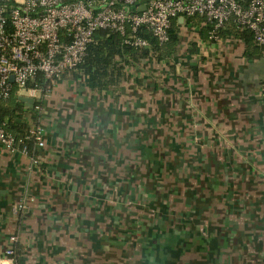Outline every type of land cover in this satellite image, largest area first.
Masks as SVG:
<instances>
[{"label": "crops", "instance_id": "crops-1", "mask_svg": "<svg viewBox=\"0 0 264 264\" xmlns=\"http://www.w3.org/2000/svg\"><path fill=\"white\" fill-rule=\"evenodd\" d=\"M191 21L170 68L65 73L39 110L14 93L45 144L36 164L0 147V257L16 233L25 264H264V49Z\"/></svg>", "mask_w": 264, "mask_h": 264}, {"label": "built area", "instance_id": "built-area-1", "mask_svg": "<svg viewBox=\"0 0 264 264\" xmlns=\"http://www.w3.org/2000/svg\"><path fill=\"white\" fill-rule=\"evenodd\" d=\"M195 17L213 41H220L221 31L232 24L248 31L254 44L264 45V0H0V102L20 91L34 99L32 110H39L42 96L63 74L80 72L78 65L99 29L115 31L125 44L142 49L149 46L142 31L163 44L173 23L191 27ZM44 144L40 123L27 126L23 135L0 126V147L33 164ZM24 207L20 201L12 209L19 213ZM17 240L16 233L8 237L0 262L14 264Z\"/></svg>", "mask_w": 264, "mask_h": 264}, {"label": "trees", "instance_id": "trees-1", "mask_svg": "<svg viewBox=\"0 0 264 264\" xmlns=\"http://www.w3.org/2000/svg\"><path fill=\"white\" fill-rule=\"evenodd\" d=\"M141 34L148 39L149 46L135 49L125 44L123 38L115 31L99 29L94 33L93 41L88 44L82 62L78 65V70L88 77L92 88L106 90L116 86L125 69L138 67L142 61L152 59L156 62H164L168 68L171 67V57L178 42L177 24L173 23L169 28L168 41L163 44H158L147 31H142ZM222 34L241 35L246 44L252 41L248 31H240L232 24H228L226 30L221 31ZM254 47L264 49V45ZM246 54L252 55V52ZM24 113L22 103L12 94L8 100L0 102V126L23 135L27 129V124L21 120ZM155 245L161 248V245L157 243ZM12 251L14 264H25L26 258L19 242L12 245ZM177 253L178 251L175 250L171 255Z\"/></svg>", "mask_w": 264, "mask_h": 264}, {"label": "rangeland", "instance_id": "rangeland-1", "mask_svg": "<svg viewBox=\"0 0 264 264\" xmlns=\"http://www.w3.org/2000/svg\"><path fill=\"white\" fill-rule=\"evenodd\" d=\"M165 184V183H164ZM165 199H167V198H165ZM165 201H167V200H164L163 199V202L165 203V204H163L162 205V208H159L161 211H162V213H164L165 212V210L163 209V208H169L170 209V206H168L167 204H166V202ZM180 211V210H179ZM169 213H171V212H169ZM166 218H169V216L168 217H166ZM199 223L201 224V225H204V222H203V220L202 219H200L199 220ZM198 223V224H199ZM189 240V239H188ZM151 242H153V238H151V240H150ZM205 249H210L209 248V246L206 244V243H204V245H201L200 246V250L201 251H203V250H205ZM214 256H215V258H211V259H208V258H206V260H211V262L210 263H213L214 264V261H216L217 263H227V261H224V260H219V258H218V254L217 253H214ZM259 261H260V263H262L263 261H264V250H260V251H258V258H257ZM203 259H197L196 260V263H199V264H201V261H202ZM157 261H161V260H157ZM208 262V261H207ZM243 264H244V261H243Z\"/></svg>", "mask_w": 264, "mask_h": 264}, {"label": "water", "instance_id": "water-1", "mask_svg": "<svg viewBox=\"0 0 264 264\" xmlns=\"http://www.w3.org/2000/svg\"><path fill=\"white\" fill-rule=\"evenodd\" d=\"M182 18L180 17L179 20H181ZM19 100H21L27 108L32 109L33 108V103H34V99L32 97L29 96H18L17 97Z\"/></svg>", "mask_w": 264, "mask_h": 264}, {"label": "flooded vegetation", "instance_id": "flooded-vegetation-1", "mask_svg": "<svg viewBox=\"0 0 264 264\" xmlns=\"http://www.w3.org/2000/svg\"><path fill=\"white\" fill-rule=\"evenodd\" d=\"M180 239H186V237L184 238L183 236H181V238Z\"/></svg>", "mask_w": 264, "mask_h": 264}]
</instances>
